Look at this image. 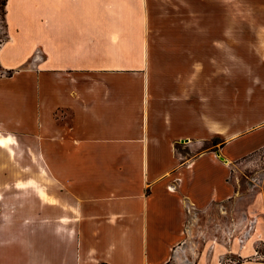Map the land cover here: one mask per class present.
I'll return each mask as SVG.
<instances>
[{"label": "crops", "instance_id": "crops-1", "mask_svg": "<svg viewBox=\"0 0 264 264\" xmlns=\"http://www.w3.org/2000/svg\"><path fill=\"white\" fill-rule=\"evenodd\" d=\"M6 24L0 264H264L250 244L186 248L201 211L236 195L250 144L208 151L220 133L162 105L149 0H8Z\"/></svg>", "mask_w": 264, "mask_h": 264}, {"label": "rangeland", "instance_id": "rangeland-1", "mask_svg": "<svg viewBox=\"0 0 264 264\" xmlns=\"http://www.w3.org/2000/svg\"><path fill=\"white\" fill-rule=\"evenodd\" d=\"M149 1L148 73L162 105L174 108L176 123L185 116L219 132L208 134V151L241 138L250 144L234 163L236 195L201 211L186 248L229 254L250 244L253 258L264 261L257 230L264 221V0ZM7 4L0 0V47L7 39ZM122 165L117 169L128 177L144 171V164Z\"/></svg>", "mask_w": 264, "mask_h": 264}, {"label": "built area", "instance_id": "built-area-1", "mask_svg": "<svg viewBox=\"0 0 264 264\" xmlns=\"http://www.w3.org/2000/svg\"><path fill=\"white\" fill-rule=\"evenodd\" d=\"M36 55H38V53H36Z\"/></svg>", "mask_w": 264, "mask_h": 264}]
</instances>
